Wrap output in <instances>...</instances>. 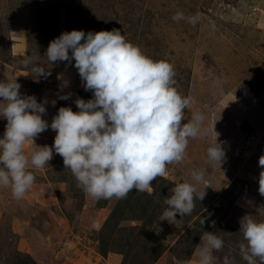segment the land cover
<instances>
[{
	"label": "rangeland",
	"instance_id": "1",
	"mask_svg": "<svg viewBox=\"0 0 264 264\" xmlns=\"http://www.w3.org/2000/svg\"><path fill=\"white\" fill-rule=\"evenodd\" d=\"M178 11L185 17L199 13L200 19L195 25L175 21ZM112 29L144 55L173 66L174 87L191 98L185 122L200 112L218 137L212 131L190 139L184 159L168 165L150 191L133 190L122 199L89 196L59 154L43 168L29 165L35 181L23 198L0 186V264H109L112 257L117 264H196L205 229L223 239L214 264L225 257L247 264L239 250V221L246 215L264 221V0H0V81L17 80L22 94L46 99L48 115L60 107L76 112L74 101L92 93L84 90L74 61L48 63L49 42L72 30ZM29 55L50 71L47 78L28 71ZM6 123L0 119V138ZM55 135L44 131L35 144L51 147ZM216 139L226 152L221 165L207 162ZM193 170L206 173L196 193L208 187L205 198L194 200L190 215L163 221L170 189L193 182Z\"/></svg>",
	"mask_w": 264,
	"mask_h": 264
},
{
	"label": "clouds",
	"instance_id": "2",
	"mask_svg": "<svg viewBox=\"0 0 264 264\" xmlns=\"http://www.w3.org/2000/svg\"><path fill=\"white\" fill-rule=\"evenodd\" d=\"M172 19L195 25L200 14L185 17L178 11ZM37 56L29 55L25 67L36 78H47L51 73L39 64ZM45 56L50 64L74 61L84 90L90 91L92 98H77L76 112L60 107L49 124L42 118L46 99L38 102L34 95L22 94L17 80L0 81V119L7 121L0 138V186H10L16 199L23 198L34 184L29 165L43 168L54 153L63 158L78 186L94 199H122L133 190L148 192L153 180L167 174L168 165L184 159L190 139L207 138L214 131L204 125L200 112L185 122L184 110L191 98L174 87L173 66L144 55L119 29L63 32L49 42ZM57 79L63 88L68 87L62 75ZM70 95L59 99L67 100ZM55 103L52 101L53 106ZM49 128L56 133L53 145H36L35 138ZM206 156L208 163L221 165L226 158L222 142L216 139ZM259 165L264 169V156ZM205 175L204 170H193V182H181L170 189L163 221L170 223L177 215L192 213L194 200L206 196L208 187L196 195L197 185L206 184ZM259 192L264 195V170ZM239 223L244 241L239 245L242 259L247 264H257V260L264 264V221L246 215ZM202 239L205 242L196 246V264H214L213 253L223 247V239L214 232H204ZM223 264H231L228 257Z\"/></svg>",
	"mask_w": 264,
	"mask_h": 264
},
{
	"label": "crops",
	"instance_id": "3",
	"mask_svg": "<svg viewBox=\"0 0 264 264\" xmlns=\"http://www.w3.org/2000/svg\"><path fill=\"white\" fill-rule=\"evenodd\" d=\"M45 106H47L46 104H45ZM56 114H54V113H52L51 115H48V112H46V116H48L49 117V119L50 120H52V117L53 116H55ZM45 117V115L42 117V118H44ZM50 124V123H49ZM50 135L51 134H56L55 133V131H53V130H51L50 128L48 129V130H46ZM110 262H108L109 264L111 263V264H117L116 263V261H118L119 259H117V258H115V257H112V259H108Z\"/></svg>",
	"mask_w": 264,
	"mask_h": 264
},
{
	"label": "trees",
	"instance_id": "4",
	"mask_svg": "<svg viewBox=\"0 0 264 264\" xmlns=\"http://www.w3.org/2000/svg\"><path fill=\"white\" fill-rule=\"evenodd\" d=\"M205 232H212V230L211 229H205Z\"/></svg>",
	"mask_w": 264,
	"mask_h": 264
}]
</instances>
